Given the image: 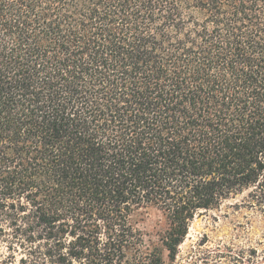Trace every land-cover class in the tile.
Segmentation results:
<instances>
[{"label":"trees","instance_id":"trees-1","mask_svg":"<svg viewBox=\"0 0 264 264\" xmlns=\"http://www.w3.org/2000/svg\"><path fill=\"white\" fill-rule=\"evenodd\" d=\"M245 193L264 211V0H0V264H166Z\"/></svg>","mask_w":264,"mask_h":264},{"label":"rangeland","instance_id":"rangeland-1","mask_svg":"<svg viewBox=\"0 0 264 264\" xmlns=\"http://www.w3.org/2000/svg\"><path fill=\"white\" fill-rule=\"evenodd\" d=\"M135 221L147 244L158 243L159 234L168 228L154 208L141 210ZM164 260L166 264H264L263 209L252 206L245 193L220 209L200 213L176 259L171 261L166 252Z\"/></svg>","mask_w":264,"mask_h":264}]
</instances>
